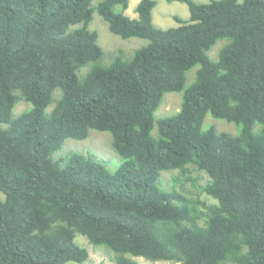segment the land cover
Here are the masks:
<instances>
[{
    "label": "trees",
    "instance_id": "obj_1",
    "mask_svg": "<svg viewBox=\"0 0 264 264\" xmlns=\"http://www.w3.org/2000/svg\"><path fill=\"white\" fill-rule=\"evenodd\" d=\"M92 1L0 0V264L83 262L76 232L115 264H264V0H180L189 16L166 28L155 0H139L137 17L128 0ZM94 10L147 44L102 63ZM166 92L181 93L179 109L155 118ZM207 113L237 132L203 128ZM91 129L110 134L115 170L76 151L54 158ZM188 165L208 176L191 179L195 192L161 184Z\"/></svg>",
    "mask_w": 264,
    "mask_h": 264
},
{
    "label": "rangeland",
    "instance_id": "obj_2",
    "mask_svg": "<svg viewBox=\"0 0 264 264\" xmlns=\"http://www.w3.org/2000/svg\"><path fill=\"white\" fill-rule=\"evenodd\" d=\"M98 0H93L92 5H95ZM156 3L153 7V23L157 27L166 28V27H174L177 26L178 23L175 21L173 16L177 15L183 19H187L189 16V10L186 3L180 0H155ZM196 2H207L208 0H194ZM115 9L118 10L119 6L116 5ZM129 15L131 12H135V6L131 8L129 5ZM88 28L91 30H95L98 34L97 42L101 46L103 50L102 57L100 61L104 64H108L111 62L113 56L116 52L121 51L123 57L128 58L131 56L132 52L137 48L147 44L148 40L143 37L131 36L127 38H122L118 34L111 32L108 28L107 22L103 20L101 15L94 10L92 14V19L88 25ZM226 39H218L208 50V55L211 59L215 60L217 58V54L221 47L226 43ZM89 63L80 68V71L85 72L89 68ZM197 65L193 66L186 73L185 86L191 83L194 79L195 71L197 69ZM58 91L59 90H55ZM55 93H53V98L56 97ZM60 93V92H59ZM181 101V93L180 92H166L164 93L161 104L155 112V118H159L161 116L168 115L173 113L179 109ZM54 105V101H52L46 108L47 112H50L51 108ZM28 104L20 100L15 106V113H19L21 110L26 108ZM212 122V123H210ZM156 125V124H155ZM214 126L217 131H227L232 134L237 132V126L233 122L226 121L221 118H214L209 113L206 114V117L203 122V128ZM156 132V126H154L152 133ZM110 134L105 131H99L95 129H91L89 134L84 139H72L68 138L64 140L61 148L54 153V158L59 159L67 153L72 151L80 152L82 154L90 155L94 159L104 163V165L111 171L115 170L120 162L121 158L119 155L113 150L110 144ZM190 171L185 174V178L181 177V181L175 182L173 179L177 176V170L163 171L161 173V184L167 188H174L179 190L186 196H189L185 191L181 190V187L184 190L191 189L195 192L194 189L191 188V179L195 176H199L198 183L203 184L208 176L204 171H199L194 168L193 165H188ZM194 196V195H192ZM5 195L2 191H0V199H4ZM200 199L206 202H215V199L206 195L205 193H200ZM74 241L80 245L85 247L88 250V258L83 262H75L68 261L66 264H115L113 260V253L110 250H107L104 246H94L92 245L88 239L82 235L81 233L76 232ZM137 264H181L180 262L173 261H164L157 260L151 261L144 257L138 256L133 257ZM232 264V263H228Z\"/></svg>",
    "mask_w": 264,
    "mask_h": 264
},
{
    "label": "crops",
    "instance_id": "obj_3",
    "mask_svg": "<svg viewBox=\"0 0 264 264\" xmlns=\"http://www.w3.org/2000/svg\"><path fill=\"white\" fill-rule=\"evenodd\" d=\"M138 1H139V0H128V7H129V5L131 6V8H132L133 6H136V4H137ZM128 7H127V9L124 11L127 15H129V9H128ZM152 16H154V15H153V9H152ZM130 17H137V13H133V12H131Z\"/></svg>",
    "mask_w": 264,
    "mask_h": 264
}]
</instances>
